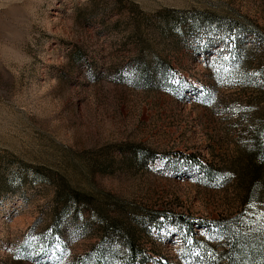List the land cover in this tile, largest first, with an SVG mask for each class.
I'll list each match as a JSON object with an SVG mask.
<instances>
[{"label":"rangeland","instance_id":"1","mask_svg":"<svg viewBox=\"0 0 264 264\" xmlns=\"http://www.w3.org/2000/svg\"><path fill=\"white\" fill-rule=\"evenodd\" d=\"M0 264H264V0H0Z\"/></svg>","mask_w":264,"mask_h":264}]
</instances>
